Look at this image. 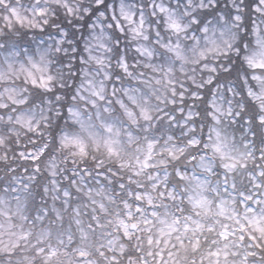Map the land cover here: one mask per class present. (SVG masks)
Instances as JSON below:
<instances>
[{"label":"snow or ice","instance_id":"obj_1","mask_svg":"<svg viewBox=\"0 0 264 264\" xmlns=\"http://www.w3.org/2000/svg\"><path fill=\"white\" fill-rule=\"evenodd\" d=\"M0 264H264V0H0Z\"/></svg>","mask_w":264,"mask_h":264}]
</instances>
